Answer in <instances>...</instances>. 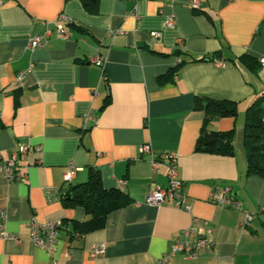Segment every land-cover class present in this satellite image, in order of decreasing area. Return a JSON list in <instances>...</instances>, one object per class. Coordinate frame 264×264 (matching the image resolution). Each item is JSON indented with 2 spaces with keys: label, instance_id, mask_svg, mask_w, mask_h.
Masks as SVG:
<instances>
[{
  "label": "crops",
  "instance_id": "crops-1",
  "mask_svg": "<svg viewBox=\"0 0 264 264\" xmlns=\"http://www.w3.org/2000/svg\"><path fill=\"white\" fill-rule=\"evenodd\" d=\"M193 1L99 0L94 14L79 0L0 2V162L31 146L16 180L0 173L4 230L18 240L0 238V264H264V179L247 174L244 144L247 109L264 97V0ZM46 29L44 45L30 49ZM95 57L101 67L90 63ZM241 57L259 65L249 69ZM179 63L171 80L158 82ZM196 98L237 104L235 118L208 126L233 130L231 156L195 152L204 119ZM143 145L176 154L189 211L145 204L167 179L139 153ZM69 169L76 171L65 183ZM95 172L131 203L81 232L85 210L66 207L62 195ZM225 187L253 216L248 227L242 213L208 201ZM32 219L61 223L54 252L32 244ZM191 227L210 230L206 247L194 260L171 257Z\"/></svg>",
  "mask_w": 264,
  "mask_h": 264
},
{
  "label": "trees",
  "instance_id": "trees-1",
  "mask_svg": "<svg viewBox=\"0 0 264 264\" xmlns=\"http://www.w3.org/2000/svg\"><path fill=\"white\" fill-rule=\"evenodd\" d=\"M3 0H0V2ZM83 8L94 14L99 0H79ZM242 62L249 69L259 65L255 60ZM252 63V64H251ZM181 63L158 78L159 83L172 79ZM194 108L204 112V119L195 144V152L221 156L233 154V130L214 131L208 126L222 118H235L237 104L228 100L216 101L209 98H196ZM244 144L247 156V174L257 175L264 179V97L257 96L248 107L245 115ZM66 207H81L86 212V220L80 224L81 232H90L101 228L106 217L122 207L129 205V197L119 189H105L98 173H91L86 182L71 186L62 195Z\"/></svg>",
  "mask_w": 264,
  "mask_h": 264
},
{
  "label": "built area",
  "instance_id": "built-area-1",
  "mask_svg": "<svg viewBox=\"0 0 264 264\" xmlns=\"http://www.w3.org/2000/svg\"><path fill=\"white\" fill-rule=\"evenodd\" d=\"M197 6V0L191 2V7L195 8ZM175 25V18L171 16L166 23L167 27H173ZM57 33L63 34V31L60 27H57ZM50 35V31L46 29L41 34H35L29 40V48L37 49L44 45L47 38ZM153 37H158V34L154 33ZM90 63L101 67L103 64L102 57H95L90 60ZM220 64V62H218ZM260 64L264 66V57L260 59ZM22 79V75L18 76L17 82ZM90 119L89 116L86 117V120ZM31 146L28 145H18L14 154L10 159L0 162V173L9 181H14L19 177L17 173V162L23 155L27 154ZM36 151L39 149L36 147ZM141 155L150 156V164L153 171L157 170L159 167H163L166 172L167 184L165 186H156L145 198V204L152 207H160L164 204H170L176 209H182L185 211L190 210V205L187 204V198L183 193V182L178 176L177 172V156L174 153H162L159 155H154L152 149L149 145H143L139 149ZM74 169H69L68 172L64 175L65 183H70L75 174ZM123 184L122 182L120 183ZM208 201L212 204H216L221 207L230 208L237 212H240L244 215V220L242 226L248 227L250 222L253 219V216L247 211L243 210L233 196L231 188L225 187L221 190L212 191L209 194ZM7 219V213L5 210L0 209V238L4 240H14L17 241V238L7 234L4 230V224ZM30 240L32 244L46 252H54L57 246L58 241V230L61 226L60 222H46L40 224L35 220H30ZM211 235L210 230L205 233H201L198 229L193 227L188 228L183 232V240L176 241L170 251V256L176 254H184L185 257L189 260H194L198 257V253L207 245V237ZM192 238V241L189 239ZM104 252V247H94L93 256L96 254H101ZM164 261V259H163Z\"/></svg>",
  "mask_w": 264,
  "mask_h": 264
}]
</instances>
